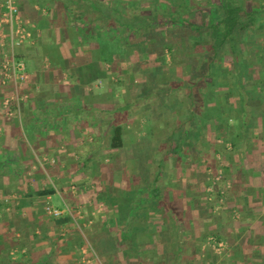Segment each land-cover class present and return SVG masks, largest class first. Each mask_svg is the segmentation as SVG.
I'll use <instances>...</instances> for the list:
<instances>
[{
	"label": "crops",
	"instance_id": "1",
	"mask_svg": "<svg viewBox=\"0 0 264 264\" xmlns=\"http://www.w3.org/2000/svg\"><path fill=\"white\" fill-rule=\"evenodd\" d=\"M15 1L29 35L11 49L9 29L0 26V64L11 50L24 63L26 98L6 112L1 100L11 84L0 81V264H198V253L203 258L210 251L213 264H264V87L224 89L218 104L222 123L208 119L201 134L192 114L199 105L189 101L186 108L172 101L174 95H163L166 103L173 102L168 109L175 125L189 122V129H178L175 142L186 141L179 152H166L167 146L160 152L143 149L139 140L148 136L129 139L121 126L123 146L106 147L114 159L111 191L133 193L144 183L138 174L151 170L152 159L158 158L155 176L145 198L126 216L118 199L113 209L98 214V142H107L111 123L105 116L113 121L125 110L128 116L133 103L127 92L123 98L112 93L114 102L123 99L119 107L98 101V82L105 78L83 84L78 65L106 58L98 29L123 28L112 20L120 16L111 10L116 6L127 15L150 12L152 4H166L175 13L193 7L185 14L189 17L208 8L209 0ZM232 1L242 9L252 2L259 12L264 7V0ZM2 11L0 6V17ZM139 43L142 47L145 40ZM154 51L133 52L132 58L157 61ZM223 93L229 96L224 99ZM186 109L188 119L182 117ZM151 117L143 116L142 124ZM169 133L165 140L173 141ZM166 157L170 163L160 160ZM90 173L94 178L88 181ZM47 205L61 214L48 215ZM122 221L131 225L124 229ZM108 230L111 243L104 247L98 241L108 237ZM216 244L221 245L217 250Z\"/></svg>",
	"mask_w": 264,
	"mask_h": 264
},
{
	"label": "trees",
	"instance_id": "2",
	"mask_svg": "<svg viewBox=\"0 0 264 264\" xmlns=\"http://www.w3.org/2000/svg\"><path fill=\"white\" fill-rule=\"evenodd\" d=\"M208 2V8L198 9L196 13L193 11L195 13L193 19L191 17H185V14H187L189 10L194 9L193 7L189 9L186 8L187 12L184 11L182 13L180 11V13H175V11L169 12L170 10L166 4H162L159 7L152 4L149 8L150 12L146 11L141 13V11H135L127 15V13H121L118 6H116L111 10L114 11L113 14L116 13L120 16L112 20L117 21L118 24L123 27L121 29H124V35H121L120 29H98V38L100 42H107V44L104 43V45H107V50H109V52L113 50V52H118L119 55L124 56H129L130 52H138V54H140V52H145L147 54L150 53L149 51H152V48H148V45H151L155 49V57L159 58L160 61H157L160 62V64L164 63L166 54L170 56L171 62H174L178 57L173 51L174 44H168L161 38H153V33L158 31L161 35H170L173 33V26L175 25L183 30L184 37L187 40L186 53L184 52L183 54L185 57L190 54H196L189 57L195 58L197 63L194 67L186 65V68L189 70L188 77L184 81H181V83L175 82L170 83V85H164L160 81L158 85H156L157 89L152 90L151 93L148 91L145 95L153 96L157 92L163 93L165 91L164 96H168L172 92H181L180 89L183 87L187 88L186 97L191 98L192 102L197 100L199 105L198 112L200 116H202L201 126H198L199 134L206 132L207 122L210 118L215 119L217 123H222L219 118V116H222V112L219 108L220 106H218V104L221 103L222 95H218V92L226 88L237 89L247 85L254 86V81L259 80L256 76L258 74L259 76H264V67L260 69L259 59L256 61L259 62L257 63L258 69L255 67L257 65L250 68L247 66V61L242 59V56L237 53V47H240L241 52H245V40L251 38V32L264 27V20L256 13L259 12L257 11L258 8H254L253 2L251 7L246 9H242L240 5L232 0H217L215 2L209 0ZM166 10L169 12L168 14H166ZM164 15H167V17H164ZM121 18H124V21L121 22ZM167 26L173 28L169 29ZM140 36L144 37V46L140 47V43L135 44V42H133V44H131L129 42L131 39L134 40V37ZM112 41L115 42L114 45L111 44ZM159 46L162 49L158 51L156 48ZM147 49L149 51H147ZM105 61L110 60L106 57L104 61L95 63L81 62L78 65L80 72L78 78L80 82L87 84L96 78H98V80L106 78L108 72L103 66ZM222 71L226 72V77L223 80L221 79V75L223 74L222 77L224 76ZM210 89L212 90L213 98L217 99V101H215V104H217L215 106L216 111L212 115L202 109V107H207L206 105L209 100L207 101L208 98L205 99V96L208 95ZM223 96L225 99L226 96H229V93H223ZM246 96H248V94ZM159 101L161 102V100ZM202 102L205 103V106H202ZM220 128L221 125L218 124L216 129L219 130L220 133L217 134V137L221 138L222 134ZM170 135L173 136L172 133ZM203 142L205 144V141ZM185 143L186 141L179 140L178 143L176 142L171 146V151H181ZM108 146L113 149L123 146L121 125H116L112 129V133L108 138ZM203 146L204 145L201 146L202 149L205 147ZM48 192L50 193L52 191H41L39 194ZM154 196H157V194L154 193ZM214 240L217 242L220 238L216 237ZM212 255L210 251L202 258L198 253V264H213V261H211L213 258ZM195 258L197 261L196 256ZM184 264H192V261L190 263L189 261H185Z\"/></svg>",
	"mask_w": 264,
	"mask_h": 264
},
{
	"label": "rangeland",
	"instance_id": "3",
	"mask_svg": "<svg viewBox=\"0 0 264 264\" xmlns=\"http://www.w3.org/2000/svg\"><path fill=\"white\" fill-rule=\"evenodd\" d=\"M166 1L169 4L170 0H166ZM257 14L260 18L264 20V7L261 10V12H258ZM189 17L193 19L195 15L191 14ZM173 27H168L169 29L173 28V33H171L170 35H164V34L161 35L160 32L155 31L153 33V38H159V39L161 38L162 40H165L168 44L170 43L174 44L173 51L175 52V55H177L178 57L174 60V62H171L170 56L168 54H166L164 58L165 61L163 64H160V62L152 60V59L138 62L134 60L135 58H132V57H135L134 53H133V56H128L125 59L119 58L120 56L119 53L115 51L113 52V50L109 52V50H107V45L100 46L102 47L100 51L104 52L105 54L103 53V55L105 57H108L110 61H105L103 63L104 69L108 72L109 77L105 78L102 84H101V81L98 82V101H103L109 104H113V106L119 107L122 104L123 99H121V101L115 100L117 102H114L112 100V93L116 92L118 93L120 98H123L125 95L124 92H127V94H129L130 101H132L133 103V107L131 108V113L128 116L126 114L127 113L126 110L113 115V118H114L113 121L109 118L110 116H105V120L109 123L111 122L107 130L105 131L106 136L107 135L110 136L114 126L121 125L123 129L127 132V135L129 134L128 136L129 139L133 135L136 136V138L138 137L137 135H139L137 139H140L141 136H143V134L148 136V137L145 136L146 139L142 138L144 139L143 141L139 140V142H144L143 149H149L151 151L160 152L163 149L165 150L167 146L166 152L168 151L172 152L171 146L174 143H176L175 139L179 135L178 129L179 130L180 128L182 130L183 129L185 130L186 128L189 129V126H188L189 122H187L181 127L179 125H175L176 123H175L174 112L173 110L168 109L171 107L170 105L173 103L172 102L173 100H174V103L178 101V102H181L182 105H184L185 107H188L187 104L189 101H191V98L186 97V93L188 91L187 88L185 87L181 88L180 89L181 92H177V96L175 95V93H171L170 95L171 96L174 95V96L172 98V101H168L167 103L162 98L165 91L163 93L157 92L156 93L157 95L155 94L153 96L151 95L147 97L145 95L148 93V91L149 93H151L152 90L157 89L156 85H158L160 81L164 85H170V83H175V82L181 83V81H184L188 77L189 70L188 68H186V65L190 67H194V65L197 63L195 58L189 57L191 55L194 56L196 54H190L187 57L184 56L183 53L184 52L186 53V49H187L186 48L187 40L184 37V32L182 29H179L177 26L176 27L173 26ZM120 31H121V35H124L123 34L124 29H120ZM251 33H252L250 34L251 38L247 37L248 39L245 40L246 41L245 42L246 43L245 52L244 51L241 52L240 47H237V53L240 56H242L241 57L242 59H245L247 61V66L250 68H252V66L254 65H257V63L259 62H256V61L257 59H259L260 69H262L264 67V28H262L261 30L258 29L257 31H253ZM134 40H136L134 42L139 43L141 41H144V37L142 36L134 37ZM104 43L107 44V42H104ZM114 43L115 42L113 41L111 42V44L113 45ZM148 48H154V47L151 45H148ZM156 49H158L159 51V49L161 50L162 48L159 46ZM255 67H257L258 69V65ZM223 73H224V76L222 77L223 74L221 75L222 80L225 79L226 77L225 75L226 72L224 71ZM256 77L257 79L259 78V80L257 81L252 80L254 81V86L264 87V76H259L258 74ZM95 85H97V83H95L94 86ZM94 86H92V91H94L93 89L95 88ZM247 86L251 87L250 85H247ZM211 91L212 90L210 89V92L208 93V95L205 96L206 97L205 99L208 98L207 101L209 100V102L206 101L207 107L206 108L202 107V109H204V111L208 112L210 115L215 113L214 105H215V101H217L216 98L215 99L212 98L213 93ZM218 93H219L218 95H222V91ZM194 98H195V95H194ZM159 100H161L162 104L159 103L160 102ZM194 101L196 102V104H198L197 100H194ZM202 106H205V103H203ZM186 110H187L186 112H189V113H185L183 111L182 117L188 119L191 111L189 109H186ZM198 111H199V106L196 108V112L194 110V113L192 112V114H193V117L197 118V123L199 126V122L201 124L202 116H200V113ZM131 114L133 118H130ZM146 114L152 117L150 118V122H143L145 124H142V120H143L142 118ZM157 116L159 118H157ZM153 117H155L154 120L152 119ZM127 121H129L128 122L129 124L127 123ZM148 123H149V126H148ZM142 125H144L145 127ZM146 126L150 127V129H148ZM170 130L172 131L170 132ZM169 132L172 133L173 135L171 136L172 137L171 139H173L172 142L170 140H167V141L165 140V136ZM108 136H107V139L109 138ZM210 138L213 139V136H211ZM98 145L100 146L99 151H98V184L101 185V189L98 190V205L101 203V207L98 206V214L100 215L99 213L100 211L113 209V207L115 206L113 200L118 199L123 204L120 212L123 213L122 216L124 217L126 216V214L130 212L129 211V209H131L130 207H132L134 204L136 205V203H138L139 200L141 201L143 198H145V195H147L146 189L148 186L146 187V185L149 182L150 183L152 182L155 176L154 170L157 168L156 164L159 159L158 158L152 159L154 161H153V165L151 166V170H148L146 172L142 170L141 173L138 174V176L142 178V180H144L143 181L144 183L139 184L138 189L133 190V193L128 192L126 188L121 189L119 193L116 192L115 190H114L115 192H113L111 191L110 185L113 182V176L111 174L112 172L111 169H112V162L114 159L111 157L110 152H108V150L106 149V147L108 146V140L107 142L103 141V143L101 144H99L98 142ZM160 160L163 163L165 161L170 163L172 159H169L166 157L165 159L161 158ZM139 165L140 166L143 165V161L141 160V157L139 159ZM93 178H94L93 174L90 173L88 177L89 179L88 181H90V179H93ZM123 187H126V185L124 184ZM101 197H103L102 200H100ZM139 209H141V207ZM111 213H113L112 210H111ZM139 213L141 212H138V214ZM106 219H110V218H106ZM101 224L105 225V224H110V223L105 222ZM121 224L124 226V229H126L127 227L131 225V223H126L124 221H122ZM101 231L103 233L104 230H101ZM105 233H108L107 234L108 237H106L105 239H103V237H100V240L98 241L104 247H106V245L108 246V244L111 243V238L109 237V230L106 231ZM128 240H129L128 238L125 239V241H127L125 242L126 244L129 243ZM96 263H98L97 260H96Z\"/></svg>",
	"mask_w": 264,
	"mask_h": 264
},
{
	"label": "built area",
	"instance_id": "4",
	"mask_svg": "<svg viewBox=\"0 0 264 264\" xmlns=\"http://www.w3.org/2000/svg\"><path fill=\"white\" fill-rule=\"evenodd\" d=\"M0 6L3 8L0 17V26L6 25L9 29L7 38L9 46L20 45L24 43L29 35L26 30V21L21 16L15 0H0ZM0 81L2 84L7 82L11 84L9 94L5 95L1 100L2 107L8 112L9 105L18 106V104L26 98L22 91L23 85L26 82L25 65L21 60H18L13 51L7 52L0 64ZM218 177H215V180ZM4 200H6L4 198ZM45 212L48 215L57 217L61 214V210L50 205L45 207ZM221 245H214L217 250Z\"/></svg>",
	"mask_w": 264,
	"mask_h": 264
}]
</instances>
